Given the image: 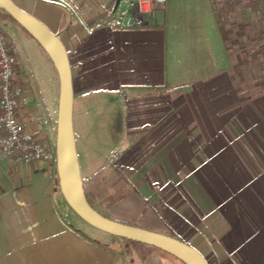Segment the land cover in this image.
Returning <instances> with one entry per match:
<instances>
[{"label":"crops","instance_id":"0c3cea01","mask_svg":"<svg viewBox=\"0 0 264 264\" xmlns=\"http://www.w3.org/2000/svg\"><path fill=\"white\" fill-rule=\"evenodd\" d=\"M12 1L63 42L73 107L85 116L106 99L96 135L109 155L83 172L76 149L82 179L115 167L208 264H264L259 35L250 43L242 31L239 41L223 21L228 8L211 0H166L152 15L138 13L135 0ZM34 97L19 118L53 144L58 80L55 116ZM115 108L121 131L109 146L101 131ZM65 204L55 166L0 157V264H134L138 248L87 235ZM139 264L165 262L154 248Z\"/></svg>","mask_w":264,"mask_h":264},{"label":"water","instance_id":"95a60500","mask_svg":"<svg viewBox=\"0 0 264 264\" xmlns=\"http://www.w3.org/2000/svg\"><path fill=\"white\" fill-rule=\"evenodd\" d=\"M0 9L22 26L46 51L57 73L58 99L55 120V171L60 193L70 209L92 227L114 237L144 243L176 257L184 264H208L202 254L186 242L170 235L118 222L93 209L86 200L76 153L73 130V89L71 67L60 37L35 16L12 0H0ZM121 131V112L109 115L106 137L113 145Z\"/></svg>","mask_w":264,"mask_h":264},{"label":"rangeland","instance_id":"374dc122","mask_svg":"<svg viewBox=\"0 0 264 264\" xmlns=\"http://www.w3.org/2000/svg\"><path fill=\"white\" fill-rule=\"evenodd\" d=\"M232 7H238V11L243 13L244 16L237 14L238 11L232 10ZM4 15L5 12L0 13V23L16 42V48L20 54L22 63L20 70L25 72L27 76L25 85L28 90L25 91V94L28 96L30 103H32V97L35 96L36 102H38L41 107H46V109L51 111L55 116V107L52 103V99L54 101L57 90V74L51 59L34 37L12 18ZM223 18V21L228 22L229 29L236 28L237 31L241 33L238 37L239 41L245 37V41L252 43V34L254 33L253 35H259L261 45L264 44V0H257L246 8L242 6H231L228 8ZM248 30L249 34L245 35L244 31ZM242 35L243 37H241ZM261 52L262 74H264V48ZM39 96L43 98V101ZM96 102V107H94L93 110L89 112L86 109V113L84 112L85 116H82V114L78 112L76 101L73 107V130L76 138V149L79 154V161L83 172L86 171V168H95L102 158H106L109 155L105 152L106 145L100 144L96 135V125L100 118L104 116L106 99L101 98ZM82 111H84V109H82ZM84 117L88 119L89 129L84 128ZM101 132L106 135V129ZM52 142L54 143V141ZM65 207H67L66 209L69 214L68 220L72 225L93 238L101 240L106 238L107 234L105 232L93 228L72 212L67 205ZM155 250L159 251L164 257L165 264H181L167 253L158 249ZM140 255V250L135 252V259L137 260Z\"/></svg>","mask_w":264,"mask_h":264},{"label":"built area","instance_id":"2783aa9c","mask_svg":"<svg viewBox=\"0 0 264 264\" xmlns=\"http://www.w3.org/2000/svg\"><path fill=\"white\" fill-rule=\"evenodd\" d=\"M216 6L248 7L257 0H211ZM166 0H135L138 13L152 15L157 5ZM4 11L0 9V13ZM21 57L14 39L0 23V157L14 163L44 162L55 166L54 143L29 131L19 118V113L30 105L25 91L26 74L21 71Z\"/></svg>","mask_w":264,"mask_h":264},{"label":"trees","instance_id":"16d2710c","mask_svg":"<svg viewBox=\"0 0 264 264\" xmlns=\"http://www.w3.org/2000/svg\"><path fill=\"white\" fill-rule=\"evenodd\" d=\"M4 16L10 17L6 13ZM83 190L89 205L103 216L180 239L161 220L156 212L148 206L146 200L132 185L121 177L120 172L115 167L104 165L95 173L87 176L84 180ZM119 238L127 245L132 244L134 248L136 247L141 251L139 259L133 258L131 260L134 264H139L148 250L155 248L137 241ZM172 257L178 260L176 257ZM178 261L184 264L180 260Z\"/></svg>","mask_w":264,"mask_h":264},{"label":"flooded vegetation","instance_id":"af4514ba","mask_svg":"<svg viewBox=\"0 0 264 264\" xmlns=\"http://www.w3.org/2000/svg\"><path fill=\"white\" fill-rule=\"evenodd\" d=\"M15 46H16V42H15ZM26 78H27V76H26Z\"/></svg>","mask_w":264,"mask_h":264}]
</instances>
